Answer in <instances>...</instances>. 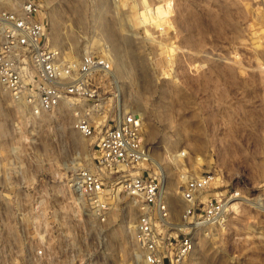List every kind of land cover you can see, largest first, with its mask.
I'll return each mask as SVG.
<instances>
[{
    "label": "rangeland",
    "instance_id": "374dc122",
    "mask_svg": "<svg viewBox=\"0 0 264 264\" xmlns=\"http://www.w3.org/2000/svg\"><path fill=\"white\" fill-rule=\"evenodd\" d=\"M42 4L49 44L67 58L84 50L111 58L112 87L123 110L141 118L145 146L162 167L161 173L147 165L161 174L171 223L181 211L185 171L215 174V186L241 187L239 213L200 231L183 264H264V211L252 204L253 195L264 194V0ZM107 27L119 42L121 64ZM75 111L63 102L28 120L0 91V152L5 160L15 151L22 186L16 190L2 179L0 192L12 199L0 203V264H47L48 255L49 264H63L70 248L87 249L97 264L102 255L111 264H143L133 240L137 200L113 191L100 225L67 188L70 176L92 160L93 139L73 127ZM113 112L102 124L112 123Z\"/></svg>",
    "mask_w": 264,
    "mask_h": 264
},
{
    "label": "built area",
    "instance_id": "2783aa9c",
    "mask_svg": "<svg viewBox=\"0 0 264 264\" xmlns=\"http://www.w3.org/2000/svg\"><path fill=\"white\" fill-rule=\"evenodd\" d=\"M47 28L42 0H0V91L8 95L12 109L28 120L38 119L62 102L74 106L73 127L93 139L92 160L70 176L68 190L100 225L108 220L113 191L136 199L140 212L133 240L142 263L183 264L194 251L200 231L221 226L229 214L239 213L241 187L222 181L215 186V174L185 171L178 189L181 211L171 223L161 174L147 167L150 154L141 118L123 110L112 87L111 58L92 51L67 58L60 47L49 44ZM109 109L114 116L106 126L101 117ZM6 157L0 152V187L5 179L7 186L17 190L22 186L15 151H8ZM25 185L31 188L29 179ZM252 198L264 211V194ZM11 199L0 192L1 204ZM67 250L71 253L63 264H97L87 257V249ZM102 259L98 264H111L103 255ZM46 260L49 264V255Z\"/></svg>",
    "mask_w": 264,
    "mask_h": 264
},
{
    "label": "bare ground",
    "instance_id": "6f19581e",
    "mask_svg": "<svg viewBox=\"0 0 264 264\" xmlns=\"http://www.w3.org/2000/svg\"><path fill=\"white\" fill-rule=\"evenodd\" d=\"M100 2L102 3V4H104L105 2H106V0H100ZM148 18H153L152 17V15H149V16H147L146 15V20L148 19ZM106 25V24H105ZM105 28V27H104ZM107 29H108V37H109V39L111 40V42L113 43V46H112V50L113 51H115V55L114 56H116L117 55V60H118V63L119 64H121L122 62H123V54H121V50H120V46H119V42L117 41V39H116V37H115V35H114V33H113V30H110V28L109 27H107ZM107 32V31H106ZM85 52H88V50H84L83 51V53H85ZM82 53V54H83ZM125 60V59H124ZM125 62V61H124ZM118 64V65H119ZM1 93H2V95H3V98H5L7 101H8V95L6 94V93H4L3 91H1ZM63 103V102H62ZM65 103V102H64ZM60 105H61V103H60ZM59 105V106H60ZM58 106V107H59ZM17 108L19 107V106H16ZM76 111H75V115H76ZM149 158H150V162L149 163H153V165H155L159 170H160V172L162 173L163 172V170H162V167H161V165H160V163H158L157 161H155L150 155H149ZM163 177V176H162ZM183 177L184 176H180V178L181 179H183ZM162 180V179H161ZM163 186L164 185H162V190H163V192H164V188H163ZM242 200V199H241ZM245 199H243V201H244ZM174 201V200H173ZM176 202V201H175ZM253 205H255L254 204V202L252 203ZM256 207H258V205H255ZM175 203L172 205V210H173V212H175L177 209H175ZM132 221V220H131ZM133 222V221H132ZM129 223V222H128ZM132 227V225H129V227L128 228H131Z\"/></svg>",
    "mask_w": 264,
    "mask_h": 264
}]
</instances>
